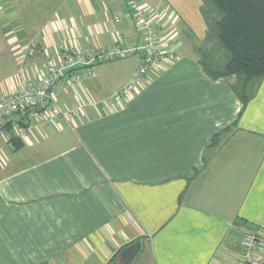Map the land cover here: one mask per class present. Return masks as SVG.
<instances>
[{
    "label": "crops",
    "instance_id": "crops-1",
    "mask_svg": "<svg viewBox=\"0 0 264 264\" xmlns=\"http://www.w3.org/2000/svg\"><path fill=\"white\" fill-rule=\"evenodd\" d=\"M163 1L149 7L175 58L114 103L140 60L125 0H0V97L39 79L60 44L122 33L133 56L55 89L80 112L53 134L31 121L23 139L20 115L0 121V264H121L134 241L130 264H243V233L264 236V77L243 105L233 79L201 66L203 0Z\"/></svg>",
    "mask_w": 264,
    "mask_h": 264
},
{
    "label": "built area",
    "instance_id": "built-area-1",
    "mask_svg": "<svg viewBox=\"0 0 264 264\" xmlns=\"http://www.w3.org/2000/svg\"><path fill=\"white\" fill-rule=\"evenodd\" d=\"M134 28L140 34L135 44L139 63L128 82L117 90L111 100L119 103L129 96L138 83L155 67L172 61L175 54L163 43L158 16L140 0H125ZM120 22V17H115ZM123 34L106 46L83 50L60 44L57 58L46 64L43 74L35 82H23L21 86L0 97V121L13 115L25 116L16 123L17 133L25 139L29 134V123L40 120L47 130L54 129L60 121L71 120L78 114L80 106L64 108L56 98L55 89L65 90L73 85L96 78L99 62L124 55ZM33 48L31 47L32 52ZM243 264H264V236L245 231L241 237Z\"/></svg>",
    "mask_w": 264,
    "mask_h": 264
},
{
    "label": "trees",
    "instance_id": "trees-1",
    "mask_svg": "<svg viewBox=\"0 0 264 264\" xmlns=\"http://www.w3.org/2000/svg\"><path fill=\"white\" fill-rule=\"evenodd\" d=\"M201 13L206 24L199 47L203 71L211 79L234 75L230 87L246 105L264 77V0H203ZM211 36L229 54L224 65H216L213 51L205 46ZM15 138L10 141L18 146Z\"/></svg>",
    "mask_w": 264,
    "mask_h": 264
},
{
    "label": "rangeland",
    "instance_id": "rangeland-1",
    "mask_svg": "<svg viewBox=\"0 0 264 264\" xmlns=\"http://www.w3.org/2000/svg\"><path fill=\"white\" fill-rule=\"evenodd\" d=\"M160 1V0H159ZM140 2H146V4L149 6H151V7H154V5L157 3V0H155V2H154V0H141ZM163 2H166V3H168V1L167 0H165V1H163ZM173 11V8H171L170 9V11H169V13L170 12H172ZM178 24H179V22H178ZM178 24H176V28L178 27ZM173 26H171V28H172ZM170 28V29H171ZM205 46H207V47H210L211 48V50L213 51L212 52V54H213V57L215 58V61H214V63L216 64V65H224L225 63H226V61H227V58H229V54L224 50V49H222V47L217 43V41H216V39L213 37V36H211V39H210V41L209 42H207L206 44H205ZM131 57H133L132 55H127L126 57H118V58H113V59H111V60H106V61H102V62H100V63H103V64H106V63H112V62H114V61H121V59H125V60H123V61H126V65L130 68L131 67V65H132V61L131 60H129ZM97 64L96 65V71H97V76H96V78H98L99 77V75H100V71H99V69H100V65L101 64ZM124 64V63H123ZM124 66H125V64H124ZM95 78V79H96ZM225 78H231V79H233L232 81H231V84L235 81V76L234 75H230V76H227V77H225ZM94 79V80H95ZM53 130V129H52ZM55 132V130H53V131H51L50 130V132L49 133H54ZM29 136H30V134H29ZM43 142H45V140H42V141H40V144H42Z\"/></svg>",
    "mask_w": 264,
    "mask_h": 264
},
{
    "label": "water",
    "instance_id": "water-1",
    "mask_svg": "<svg viewBox=\"0 0 264 264\" xmlns=\"http://www.w3.org/2000/svg\"><path fill=\"white\" fill-rule=\"evenodd\" d=\"M140 241H134L122 248L119 252V261L121 264H130L139 251Z\"/></svg>",
    "mask_w": 264,
    "mask_h": 264
}]
</instances>
